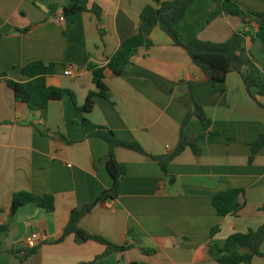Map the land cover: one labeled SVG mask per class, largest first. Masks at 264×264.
Masks as SVG:
<instances>
[{
    "label": "crops",
    "instance_id": "obj_1",
    "mask_svg": "<svg viewBox=\"0 0 264 264\" xmlns=\"http://www.w3.org/2000/svg\"><path fill=\"white\" fill-rule=\"evenodd\" d=\"M73 1L0 0V227L9 226L0 249L32 247V236L40 237L33 244L40 246L39 252L26 262L5 254L0 264H81L105 251L99 243H77L74 236L58 242L72 211L95 202L113 185L100 164L108 144L89 138L82 124L81 108L97 91L88 65L107 66L135 35L143 10L153 0H89V9L101 8L102 26L91 11L65 16L64 7ZM233 1L247 12L264 14V0ZM213 9V0H197L189 7L177 27L182 42L197 38L224 43L244 28L238 17L210 23ZM62 15L64 21L59 20ZM27 28L29 33H20ZM151 40L153 46L142 48L122 75L107 73L110 96L96 98L87 118L109 127L120 140L139 143L150 156H165L176 150L193 105L186 83L196 82L201 84L195 90L196 101L212 121L210 132L218 135L199 141L201 156L191 149L178 156L168 174L151 157L118 149L117 159L127 171L119 198L96 207L80 228L118 246H132L95 264H218L209 255L212 245L224 246L230 236L264 224V148L249 164L251 146L264 134V108L238 73L213 87L187 51L159 27ZM246 47L264 79L261 41L247 40ZM37 61L56 64L49 85L72 94L51 102L45 111L17 102L8 85L27 82L22 69ZM67 70L74 75L67 76ZM259 101L264 104V97ZM43 130L58 132L63 140ZM185 132L198 135L205 127L195 118ZM231 188L245 191L240 197L244 208L238 217H219L213 198ZM19 193L52 196L56 210L49 213L33 203L12 215V199ZM216 226L220 232L212 238ZM252 264H264V257Z\"/></svg>",
    "mask_w": 264,
    "mask_h": 264
},
{
    "label": "trees",
    "instance_id": "obj_2",
    "mask_svg": "<svg viewBox=\"0 0 264 264\" xmlns=\"http://www.w3.org/2000/svg\"><path fill=\"white\" fill-rule=\"evenodd\" d=\"M197 0H169L161 2L153 0V4L148 5L142 12L140 24L137 32L128 38L110 59L105 67L89 64L88 70L93 74V82L97 91L91 92L85 105L81 108L85 114L82 121L89 138L102 139L108 144L107 154L100 160V164L107 168L113 185L111 189L104 191L95 202L83 206L79 210L72 211L69 223L58 242L74 236L77 243L95 242L103 245L105 251L91 262L81 264H95L113 254H123L130 249L131 245L118 246L102 236L90 234L80 228L81 221L91 214L99 205L116 201L119 198L121 187L126 176V167L117 159L118 149H127L151 157L158 162L165 174L169 173L170 164L187 149H191L196 156H201L203 151L199 146V141L208 135H218L210 132L212 121L205 113L203 107L196 101L195 90L201 84L196 82L186 83L189 88V95L193 105L182 125L181 138L176 150L168 155L153 157L142 148L139 143L126 142L120 140L115 133L107 126L93 124L87 116L96 106V98L108 99L109 89L105 84L107 73L120 76L132 64L133 59L139 54L142 48L153 46L151 34L156 28H160L173 40L176 46L187 51L193 64L201 69L208 77L207 84L216 87L226 81L230 73L236 72L241 75L243 83L255 101L264 108V104L259 98L264 97V79L261 74L259 62L252 52L246 47L247 40L251 43L261 41L264 51V14H255L242 9L233 0H213L214 9L211 12L209 22H213L221 17H238L243 21L244 28L236 31L232 37L224 43L205 42L200 39H193L189 43L182 42L177 31L178 25L185 19L187 10ZM91 11L94 13L102 26L103 12L101 8L94 5L89 9V0H74L64 7L65 16H73L79 13ZM255 24L256 27L253 25ZM255 28L257 29L255 31ZM31 28L20 31L22 34L29 33ZM103 33V31L101 30ZM57 65L54 63H44L41 61L28 64L22 69L23 75L27 78L25 83L8 81L9 87L15 94L17 102L25 104L32 111H45L53 101H60L65 96H71L68 90L56 88L49 85V79L55 74ZM3 75H0L2 77ZM256 91V96L253 92ZM198 119L205 127V132L198 135H191L185 132L186 126L193 119ZM264 148V134L261 135L251 146L249 164H253L257 154ZM244 190L231 188L217 194L213 198V206L219 217H238L244 205L240 197ZM37 203L39 207L49 213L56 210L55 198L52 196L37 197L30 193L15 194L12 199L11 214L29 204ZM9 226L0 227L1 239L8 233ZM220 232V226L211 230V237L214 238ZM131 237H135L134 232H129ZM264 244V224L257 230H250L245 234H234L230 236L224 246L212 245L209 248V255L218 264H252L257 257H264L262 246ZM40 246L24 247L12 250H1L0 256L11 254L19 256L22 262L36 255ZM154 250H144L149 254ZM137 264V263H133Z\"/></svg>",
    "mask_w": 264,
    "mask_h": 264
},
{
    "label": "built area",
    "instance_id": "obj_3",
    "mask_svg": "<svg viewBox=\"0 0 264 264\" xmlns=\"http://www.w3.org/2000/svg\"><path fill=\"white\" fill-rule=\"evenodd\" d=\"M59 20H60V21H64V20H65L64 15H62V16L59 18ZM65 74H66L67 76H73V75H74L73 72H72V70H67V71L65 72ZM38 240H40L39 234H34V235L32 236L31 242H30L31 245H32V247H33V244H34L36 241H38Z\"/></svg>",
    "mask_w": 264,
    "mask_h": 264
},
{
    "label": "water",
    "instance_id": "obj_4",
    "mask_svg": "<svg viewBox=\"0 0 264 264\" xmlns=\"http://www.w3.org/2000/svg\"><path fill=\"white\" fill-rule=\"evenodd\" d=\"M43 133H44V134H51L52 136H55V137L59 138L60 141L63 140V138L60 137V134H59L58 132H50V131H48V130H43ZM171 184H173V182H172Z\"/></svg>",
    "mask_w": 264,
    "mask_h": 264
}]
</instances>
